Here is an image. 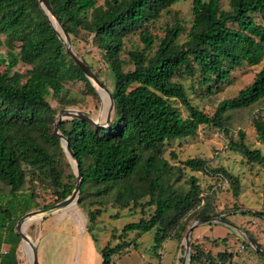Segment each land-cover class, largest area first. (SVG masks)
<instances>
[{
  "label": "trees",
  "instance_id": "obj_1",
  "mask_svg": "<svg viewBox=\"0 0 264 264\" xmlns=\"http://www.w3.org/2000/svg\"><path fill=\"white\" fill-rule=\"evenodd\" d=\"M47 1L69 38L80 34L90 38L113 80L114 106L108 126L76 119H64L58 126L79 162L82 180L77 204L88 210L87 231L100 216L102 199L112 194L122 208L136 209L145 199V205L153 207L149 219L125 225L123 233L156 230L162 238L171 231L182 239L192 221L219 215L210 213L208 195L202 194L196 177L186 179V190L170 183L174 176L179 179L181 170L163 157L165 145L193 136L200 125L228 135L224 122L228 112L264 104V68L235 97L219 102L211 116L192 105L176 78L188 76L209 91L227 81L234 68L258 65L264 55V0H227L226 7L222 0H192L185 41L178 43L184 26L177 21L166 28L152 55L147 53L154 43L149 26L179 0H103L101 5L98 0ZM136 33L143 48L128 51L134 68L125 72L120 59L124 38ZM0 36L4 37L0 47L7 48L5 55L0 53V67H4L0 70V187L7 189L0 194V264H19L21 238L14 228L36 206L35 195L21 191L28 171L49 181L56 203L75 187L69 180L72 174L64 181L59 169L65 152L54 132L58 111L46 96L50 91L63 95L60 103L70 107L76 101L65 84L81 82L91 93L96 91L65 50L38 0H0ZM19 63L28 67L23 72L13 70ZM93 74L100 80L98 73ZM171 101H178L188 116L182 117ZM252 126L261 148H249L241 130L238 141L229 139L227 147L248 163L264 164V108L252 118ZM182 164L193 172L220 173L238 195V178L224 168L212 169L197 158ZM91 189L97 197L94 210L84 203ZM249 214L264 219V211ZM117 249L108 242L100 250L101 264H112ZM191 251L190 264H226L231 258L225 252L215 257L203 254L193 245Z\"/></svg>",
  "mask_w": 264,
  "mask_h": 264
},
{
  "label": "rangeland",
  "instance_id": "obj_2",
  "mask_svg": "<svg viewBox=\"0 0 264 264\" xmlns=\"http://www.w3.org/2000/svg\"><path fill=\"white\" fill-rule=\"evenodd\" d=\"M102 3L103 0L97 1V5ZM226 3L227 0H222L223 7H226ZM177 21L184 26V32L178 39V43L182 44L192 22V0H179L163 12L158 20L150 24L149 33L154 37V43L147 51L149 55L157 49L166 28L172 27ZM55 25L60 30L59 26ZM0 39L4 40V37L0 36ZM70 42L74 53L82 57L93 72L99 74L100 80L111 92L113 88L111 73L102 53L92 45L90 38L86 40V37L80 34L77 38L70 37ZM142 48L137 33L124 38L120 59L125 72L134 68L129 60L128 51ZM6 51V46L2 45L0 53L5 55ZM15 52L17 53L18 50ZM27 67L19 63L13 70L23 72ZM261 68H264V55L258 65L244 64L234 68L227 81L221 83L219 88L212 87L209 91L206 86L198 85L195 79L188 76L177 77L176 80L185 87L192 105L211 116L219 102L235 97L239 90L253 81L255 74ZM3 69L4 67H0V70ZM65 87L70 98L75 99V104L65 107L59 101L63 95L57 97L50 91L46 99L52 108L58 112L61 109H76L87 114L100 125L108 126L107 97L103 100L97 92L91 93L81 82L67 83ZM171 104L179 110L182 117L188 116L187 111L178 101H171ZM263 108L264 104L261 103L247 110L228 112L224 121L230 131L228 135L219 128L200 125L193 136L169 141L165 145L163 157L170 165L181 170L179 179L175 180L176 176H174L170 183L186 190L188 188L186 179L190 176L196 177L202 194L208 195L210 213H218L216 218L220 217L224 220L210 225L203 224L193 229L190 235L189 258L185 257V235L179 239L171 231L170 235L162 238L156 230L145 233L137 231L123 233L125 225L136 223L141 218L149 219L153 207L146 206L145 199L136 209L130 206L122 208L120 203L114 201L112 194L102 199L103 208L90 232L86 229L88 210H82L77 201L66 209L44 216L43 219L26 222L23 231L36 244L38 264H101L100 250L108 242L111 247L118 248L112 255V264H183V262L188 264L192 252L191 245L203 254L210 253L214 257L222 252L230 254L231 258L227 259L226 264H264V258L254 252L246 237L235 228L239 227L251 234L264 249V219L249 214V212L264 211V164L248 163L240 153L227 147L229 139L238 141L239 130L245 133L244 142L249 148L262 147L252 126V118ZM64 157L59 167L63 173V180L67 181L65 176L72 174L69 180L76 184V170L66 153ZM192 158L203 159L210 168H224L228 173L236 176L239 180L238 195L234 196L233 186L220 173L193 172L184 167L182 163ZM30 173L29 170L21 190L22 194L35 195L36 206L28 212L43 210L56 204L54 189L51 188L49 181L39 180ZM5 191L7 192V189L0 187V194ZM92 192L94 189L89 190L84 196V203L86 206L90 205L89 210L97 208L96 205H92V202L97 200ZM194 222L189 224L187 230ZM30 251V243L21 240L18 247L19 264H31Z\"/></svg>",
  "mask_w": 264,
  "mask_h": 264
},
{
  "label": "water",
  "instance_id": "obj_3",
  "mask_svg": "<svg viewBox=\"0 0 264 264\" xmlns=\"http://www.w3.org/2000/svg\"><path fill=\"white\" fill-rule=\"evenodd\" d=\"M38 3H39L40 8L43 10L45 15L47 16L48 21L50 22V25L52 26V28L56 32L58 39L64 45L65 50L67 51V53L69 54L71 59L74 61V63L82 70V72L84 73V76L91 83V85L95 89V91L98 94H99V89H101L105 92L106 97L109 100V107H108L107 116H106V122H107V125H109L111 112H112L113 106H114L113 99H112L110 92L107 90V88L101 82V80H99L93 74V72L88 68V66L81 60V58L74 53V51L71 48L70 38H69L68 34L66 33V31L63 29V27L56 21L54 12H53L49 2L47 0H38ZM52 20H54L56 22V24L59 26L61 33L56 29ZM64 119L83 120V121H86V122L96 126V127L102 126L98 122L93 120L90 116H88L87 114H84L83 112L76 110V109H61L58 112V114L55 118V122H54V132L58 136V138L60 139V142H61L62 148L64 149V152L69 157L71 164L74 166V168L76 170L75 171V173H76V184H75V187H74L71 195L68 196L66 199H64V200L46 208V209L28 212V213L24 214L17 221L15 228H14V231H15V234L18 235L22 241H25V242L27 241L30 243L31 251L29 253V259H30L31 264H38L37 247H36V244L23 231L25 223L28 220L36 218V217L43 219L44 216L51 215L53 213H56L60 210H63V209H66V208L72 206L77 201L79 191H80V184H81V180H82V175H81V172L79 170V162L75 158L73 151L70 149L69 144H68V140L59 132L58 126H59L60 122ZM102 127H105V126H102ZM215 222H224V220L220 217H217V218L215 217L211 220L200 219V220H197L191 224V226L188 228L187 233L185 234V237H184V246H185V254H186L185 257L189 258L190 235H191L193 229L196 228L197 226H200L203 224H210V223H215ZM235 228L238 231H240L246 237V240H247L249 246L255 252L264 256V249L260 247L259 243L257 242V240L253 236H251L245 230H243L239 227H235ZM189 261H190V259L187 262L188 264H189ZM183 264H185V262H183Z\"/></svg>",
  "mask_w": 264,
  "mask_h": 264
},
{
  "label": "bare ground",
  "instance_id": "obj_4",
  "mask_svg": "<svg viewBox=\"0 0 264 264\" xmlns=\"http://www.w3.org/2000/svg\"><path fill=\"white\" fill-rule=\"evenodd\" d=\"M53 21V24H54V26L56 27V22L54 21V20H52ZM56 29L60 32V30L56 27ZM99 95H100V97L104 100V98L106 97V94L103 92V90H101V89H99ZM38 219H40L39 217H36V218H33V219H30V220H28L27 222H32V221H34V220H38ZM81 228V227H80ZM30 247H31V245H30Z\"/></svg>",
  "mask_w": 264,
  "mask_h": 264
},
{
  "label": "built area",
  "instance_id": "obj_5",
  "mask_svg": "<svg viewBox=\"0 0 264 264\" xmlns=\"http://www.w3.org/2000/svg\"><path fill=\"white\" fill-rule=\"evenodd\" d=\"M3 252H5V251H3Z\"/></svg>",
  "mask_w": 264,
  "mask_h": 264
}]
</instances>
